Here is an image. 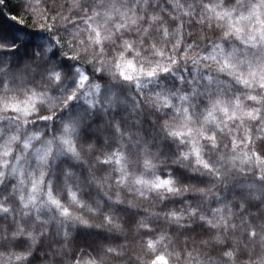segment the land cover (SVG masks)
<instances>
[{
	"label": "clouds",
	"instance_id": "clouds-1",
	"mask_svg": "<svg viewBox=\"0 0 264 264\" xmlns=\"http://www.w3.org/2000/svg\"><path fill=\"white\" fill-rule=\"evenodd\" d=\"M5 8L0 264H264V0Z\"/></svg>",
	"mask_w": 264,
	"mask_h": 264
},
{
	"label": "trees",
	"instance_id": "trees-1",
	"mask_svg": "<svg viewBox=\"0 0 264 264\" xmlns=\"http://www.w3.org/2000/svg\"><path fill=\"white\" fill-rule=\"evenodd\" d=\"M9 11H10V9H8V8L0 10V23L11 24V21H8L7 18L4 17V13L9 12ZM19 19L20 18L17 16L16 20L18 21ZM13 22H15V21H13Z\"/></svg>",
	"mask_w": 264,
	"mask_h": 264
},
{
	"label": "snow or ice",
	"instance_id": "snow-or-ice-1",
	"mask_svg": "<svg viewBox=\"0 0 264 264\" xmlns=\"http://www.w3.org/2000/svg\"><path fill=\"white\" fill-rule=\"evenodd\" d=\"M161 259H163V258H161Z\"/></svg>",
	"mask_w": 264,
	"mask_h": 264
}]
</instances>
